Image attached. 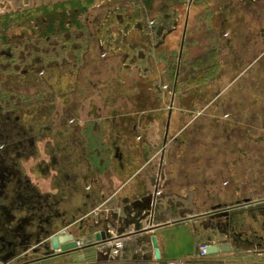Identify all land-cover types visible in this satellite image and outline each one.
Returning a JSON list of instances; mask_svg holds the SVG:
<instances>
[{"label":"crops","instance_id":"0c3cea01","mask_svg":"<svg viewBox=\"0 0 264 264\" xmlns=\"http://www.w3.org/2000/svg\"><path fill=\"white\" fill-rule=\"evenodd\" d=\"M196 1L58 2L62 4V23L68 27L63 31L68 67L83 65L88 54L96 61V54L92 50V45H95L92 43L93 27L88 22V12L82 11L87 5L88 11L95 13L101 9L111 11L97 21L99 32L96 35L107 52L108 62L120 54H127L128 59L123 66L138 69L141 74L158 71L159 76H162L163 71L173 70V64H162L163 55L170 54V51L171 54L178 52H174L177 55L174 63L176 80L172 86L174 99L178 94L181 72L204 74L206 70L208 73L217 62L222 67L217 74L209 77L195 102L190 99L194 102L192 114L177 118L178 127L170 139V149L166 153L168 157L164 150L161 151V160L157 164L158 173L161 170L162 179L165 183L171 181V186L165 195H153V200H156L155 205L152 202L151 209L148 197L152 190L144 170L153 164L150 158L157 152L151 151L150 144L145 141V133L141 134L142 130L138 126L139 121L146 119L143 115L148 111L141 110L136 115L137 131L129 135L130 141L135 144V151H126L122 146L124 156L127 159L129 157L130 161L135 160V164H130L125 158L122 160L116 156L111 139L104 132V124L101 128L96 126L94 131L87 125L106 119L110 97L101 96L106 82L99 84L94 101L82 103L78 110L79 124L86 129L83 135L87 140L86 157L92 166L90 177L97 180H86L84 188L98 196L104 194L93 215L96 222L101 213H104L105 218H110L108 234L111 241L98 248L92 261L81 260L80 252V261H74L76 264H115V260H109L107 254L118 242L124 245L121 248L125 252L122 261L127 264H264L260 258L243 261L228 259L231 256L229 252L205 258L197 256L199 244L223 242L228 234L214 222V225L210 224L208 218H200L201 213L212 208L211 205L243 200L245 196L256 199V194L264 192V140L259 138L263 134L262 127L248 124V120L259 121L264 116V17L251 20L217 16L222 5L237 7L240 0H201L200 4ZM215 4L218 5L214 7ZM72 12L81 21V26L68 17ZM75 25L79 31L77 34L71 33ZM182 27V33L186 30L183 40L179 36ZM137 30H141L142 35L136 34ZM169 33L173 37L178 35L174 48L167 46ZM132 35L134 37H130ZM101 69L98 67L99 74ZM219 73H222L220 78ZM218 81L224 84L221 86ZM245 82L250 83V88H244ZM233 85L241 86L237 93L240 103L236 114L233 113L235 111L223 116L208 114L206 109L218 102ZM200 104L205 107L201 109ZM198 108L201 110L197 111ZM248 110L250 117L246 116ZM199 120L202 121L199 122L202 127L194 126ZM184 139L187 143H184ZM201 153H207L208 157L204 159ZM214 154H218V157ZM43 183L46 185L48 181ZM244 186L251 187L252 194L244 193ZM158 191H163L162 186H158ZM65 192L68 191L64 189L62 181V196L69 197ZM180 201L185 204L180 205ZM84 234L85 231H82L80 235ZM153 234H156L159 243V259L155 256ZM120 263L118 260L116 264Z\"/></svg>","mask_w":264,"mask_h":264},{"label":"flooded vegetation","instance_id":"af4514ba","mask_svg":"<svg viewBox=\"0 0 264 264\" xmlns=\"http://www.w3.org/2000/svg\"><path fill=\"white\" fill-rule=\"evenodd\" d=\"M239 2L237 7L222 5L217 16L251 20L264 17V0ZM52 6L36 4L14 13L13 5L0 12V224L6 222L15 229L8 234L0 231V236H4L0 247H5L0 255L14 264H35L45 259L42 252L33 253V249L62 233L68 220L95 207L104 197L84 188L86 180H97L90 177L92 166L86 157L87 140L83 135L86 129L79 124L82 103L94 101L99 84L106 82L101 90V96L110 97L104 132L108 133L116 156L135 164V160L124 156L122 146L126 151H135L129 135L137 131L135 119L141 112L140 105L146 98L154 99L151 94L167 85L163 77L168 79L159 76L158 71L141 74L138 69L123 66L127 54L115 57V64L100 74L89 54L83 65L68 67L62 9H58V20L38 11L51 10ZM103 16L104 9L88 16L93 27L92 43L99 32L97 21ZM166 40L168 48L177 43L171 33ZM174 116L172 108L165 130L168 137L174 134ZM41 181H48L53 192L45 189ZM62 181L69 197L62 196ZM170 186L171 181L166 182L164 191ZM260 199H264V192L253 198ZM92 218L93 215L76 220L68 228L76 236L81 229L89 233L93 229ZM109 221L104 213L100 214V226ZM215 224L228 232L225 242L232 249L235 244L264 248V214L259 211L229 221L218 219Z\"/></svg>","mask_w":264,"mask_h":264},{"label":"rangeland","instance_id":"374dc122","mask_svg":"<svg viewBox=\"0 0 264 264\" xmlns=\"http://www.w3.org/2000/svg\"><path fill=\"white\" fill-rule=\"evenodd\" d=\"M59 1H62V0H0V12H3V13L6 12V10L9 9L10 7H13V5L15 6V10H11V11L15 13V11H22V10L24 11V9L32 8V7L36 6V4L51 3L53 5V8H51V10H48L46 8V9H39L38 11L44 12L43 13L44 16H51L52 18H54L53 20H58V14H57L58 9H62V4H58ZM196 2L198 4H200L201 0H197ZM7 6H9V8L6 9ZM88 8L89 7L87 5L84 8V10H82V11L88 12V16H90V14L92 13V10L88 11ZM107 11L108 10H105V14L108 13V15H109L110 11L109 12H107ZM106 16H107V14H106ZM68 17L70 19H72L75 22V24H77L78 26L82 25L81 21L76 19L77 17L75 15V13L72 12L71 14H69ZM75 27H76V25L73 27V29H71L72 30L71 33H73V34L79 33V31ZM67 29H68V27L64 26V24L62 23V33H63V31H65ZM83 29H84V27H83ZM182 30H183V27L180 29V33H179L180 38L182 36L181 35ZM83 31L84 30H82V32ZM85 31H86V29H85ZM176 37H178V35H176ZM176 37H173L174 41L176 40ZM62 38H63V36H62ZM73 38H74V36H73ZM173 48H174V45H173ZM171 52L172 51H170V54L163 55V61H162L163 65H168L169 63L170 64L176 63V60H177L176 56L177 55H174V52H175V54H178V52L176 53V51H174L172 54H171ZM220 66H221V63L217 62L215 64V67L213 66V70L212 71L210 70L211 72L207 73L205 70V73L201 74L199 76H197L198 74H192L188 71L181 72L180 73V80H179L180 84L177 87L178 94H177V96H175V99L173 97L174 96L173 92H171L172 89H170V86H173V83L176 80L175 72L173 75L169 76L170 80L165 81V77H163L164 84L167 82L166 83L168 85V86L166 85L167 88L165 85H161L160 89L158 88L159 91H156L157 94H155V93L151 94V96L154 98L153 101H151V106H148V108L144 107L142 110V111L146 110L148 112H146L143 115V118L145 117L146 119H144V120L142 119V121H139L138 126L140 128V131L142 130L141 134L144 135V133H145L144 138H145V141L147 140V143L150 144V147L152 148L151 151L157 152V153H155V155L152 158H150V159H152L153 164L150 165V168L148 167V170H144L145 174L148 176L149 188H150V190H152V191H150V194H151L150 197H148V199L150 201L149 202L150 203V209L152 207L153 195L155 194L154 189H156V185L158 184L159 173L157 170V166H158L157 164L161 160V158H160L161 157V151H163L165 149L164 153L166 154V153H168V151L170 149V143H171L170 139L172 136H169L167 138L166 146H164V144H165V130H166V125H167V121L169 118L168 117L169 110L173 108L174 115H175L174 119H176L177 122H178V120H177L178 117L186 118L189 114H192L194 106L192 104L193 101H191V100L194 99V102H195L198 95L201 94L200 90L208 82L209 77L214 75V74H217L222 69V67H220ZM167 73L168 72L163 71L162 76L167 75ZM221 75H222V73H219L218 78H220ZM192 78L193 79L196 78V79L193 81ZM169 81H171V82H169ZM218 82H219V84H221L220 81H218ZM223 84H221V86ZM148 97H150V96H148ZM172 100H174V101L172 102ZM189 104H191V106ZM200 105H201L200 106L201 109H203L205 107L204 104H200ZM201 109L198 108L197 111H200ZM189 111L191 113H189ZM103 124H104V121H102L101 123H96L95 121H93L92 123H89L87 125L90 129H93V131H94L96 129V126L99 125V127L101 128V127H103ZM177 127H178V125L176 124V122H173V124H172V132L173 133L177 129ZM261 130H262L263 134L259 138H260V140H264V127H262ZM154 136H156V137H154ZM141 140H144V139L141 138ZM260 144H262V143L260 142ZM151 156H152V154L150 153V157ZM166 156H167V154H166ZM166 160L169 161L168 158ZM160 177H161V179L159 181V187L162 186L163 191L159 192L158 195H165V191H164L165 182H164V179H162V174H160ZM149 181H151V182H149ZM41 183L45 187V189L51 190V186L49 184L44 185L43 181H41ZM251 187H254V185H252ZM251 187L247 188L246 186H244L243 192L247 193V194H249L248 192H250L252 194ZM51 192H53V190H51ZM260 194H262V193H260ZM179 204L184 205L185 202L180 201ZM174 205L175 204L173 203L172 206L175 207ZM253 226H256V224H253ZM82 231H85V230L81 229L79 231V234H81ZM79 234L77 236H79ZM227 243H228V241H227ZM117 246H119V245H117ZM122 246H124L123 243L121 245V248H123ZM121 248H118V253L115 255H113L114 254L113 252H109V254H107V257L109 258V260H111V261L115 260V264L118 262V260L121 262L120 264H127L126 261H122L123 255L125 252ZM230 253H231L230 254L231 256L228 259H231V260L237 259V260L243 261V260H249V259L255 260L257 258L264 260V248L259 249L255 246L251 247V248L250 247L247 248L246 246H241V245L235 244L234 245V251L232 249V251ZM69 258L70 259H68V260L58 261V262H54L52 264H76V263H74L73 258H71V257H69ZM225 261H227V259ZM106 262L108 263V260ZM7 264H14V263L9 261ZM108 264H113V262L108 263Z\"/></svg>","mask_w":264,"mask_h":264},{"label":"water","instance_id":"95a60500","mask_svg":"<svg viewBox=\"0 0 264 264\" xmlns=\"http://www.w3.org/2000/svg\"><path fill=\"white\" fill-rule=\"evenodd\" d=\"M94 43L95 45L94 47L92 45L93 47L92 50L94 54H96L94 56L96 62L98 64H102L103 62L107 63L106 62L107 52H105L103 46H101L100 38L95 37ZM167 138L168 135L166 133L164 146H166ZM163 159L164 156L162 157V161ZM160 174H161V170H160ZM159 181L160 178H158V184L155 190L156 194L158 193ZM259 195L260 193L256 194L257 197ZM155 200H153V205H155ZM259 201H264V199H260L256 202ZM253 203L255 202H253V198L251 197L244 198L243 200L237 199L229 202H220L219 204L211 205L212 208L204 211L199 216L200 218L208 217V219L210 220V224L214 225V223L218 219H224L226 221H229L230 218L242 216L245 214L252 215L253 212H257V211H259L261 214H264V204H259L257 206H251L250 208H246L248 205ZM95 207H90L87 211L80 212L78 216L74 218L72 221L68 220L64 224V229L62 230V233L51 236L48 242L46 243L44 242L45 243L44 245L41 244L42 245L41 247L33 249V253L42 252L44 256H46L45 259L36 261L35 264H52L54 262L60 261L61 259L67 258V256L72 257L75 262H79L80 258H78V256L80 252H81L80 256H82L81 260L92 261L93 258H95V255L97 253L96 251L98 250V248L103 247L106 241L111 240L108 234V224L106 223V225L100 226L99 221L96 222L95 221L96 219H94L93 214H95L94 212ZM92 215H93L92 227L93 229L98 228L96 232L94 233L89 232V233H85L84 235L76 236L74 232L68 228L69 225H71V223L75 222L76 220L81 221L86 217ZM0 231L1 232L3 231L8 234L10 232H15V229L11 228L10 224L5 222L0 224ZM2 239H4V236L1 237L0 240L2 241ZM152 242L154 246L155 256L157 259H159L161 255H160V248L156 234L152 235ZM4 250L5 247L4 245H2L0 247V253L4 252ZM231 250H232V246L225 242L222 244L210 243L207 247V252L210 255L231 252ZM8 262L9 259H7V257L0 255V264H7Z\"/></svg>","mask_w":264,"mask_h":264},{"label":"trees","instance_id":"16d2710c","mask_svg":"<svg viewBox=\"0 0 264 264\" xmlns=\"http://www.w3.org/2000/svg\"><path fill=\"white\" fill-rule=\"evenodd\" d=\"M104 14H105V10H104ZM136 34H138V35H142L141 34V30H137V32H136ZM130 37H134V35H132V36H130ZM168 44V43H167ZM94 47V46H93ZM92 47V48H93ZM115 59V58H114ZM96 62V61H95ZM107 63H105V62H103L102 64H98L97 62H96V65L99 67V68H102L101 70H104V69H108V67H110V66H112L113 64H115V62H114V60H111V62H108V61H106ZM111 63V64H110ZM176 64V63H175ZM106 66V67H105ZM174 64H173V70H171V71H168V73H167V75H165V76H167L168 77V79L167 80H170V75H173L174 74ZM208 70V69H207ZM193 74V73H192ZM199 75H201V73H198V75L197 76H199ZM234 75H237V73L236 74H234ZM197 78V77H196ZM196 78H192V80L194 81ZM237 84H240L239 82L237 83ZM245 85H243L244 86V88L245 87H247V88H250V83H248V82H245L244 83ZM242 86V87H243ZM240 87L241 86H237V85H233L232 87H230L217 101L218 102H216L215 104H213L212 106H210V107H208L206 110V112L208 113V114H213L214 116H223V115H225L226 113H228L229 111H231V112H233V111H235V112H233L234 113V115L236 114V112H237V107H238V105H239V103H240V101H238L239 99H238V96H237V93H238V91H239V89H240ZM152 101V100H151ZM151 101H150V99H145L144 100V102L142 103L143 105H140V106H142V108H141V110H143V108L145 107V108H148V106H151ZM224 103V104H223ZM136 107H139V105H136ZM215 107V108H214ZM235 108H236V110H235ZM244 108H246V107H244ZM133 109H135V107H133ZM213 109H216V110H213ZM232 109H234V110H232ZM228 110V111H227ZM246 116H248V117H250V112H249V110H248V112H246ZM264 116H262L261 118H260V120L259 121H256L255 119H252V120H248V124L249 125H251V126H257V127H264V118H263ZM201 119H203V118H201ZM200 119V120H201ZM198 121L197 123H195L194 124V126H199V127H202V125L200 126L199 125V122H202V121ZM204 120V122H205V119H203ZM185 134H187V132L185 131ZM186 139V138H185ZM184 139V143H187V140H185ZM175 142L177 143V141L175 140ZM201 155L204 157V159H206V157H208L207 156V153H201ZM215 156H217L218 157V154H214ZM205 171V170H204Z\"/></svg>","mask_w":264,"mask_h":264},{"label":"built area","instance_id":"2783aa9c","mask_svg":"<svg viewBox=\"0 0 264 264\" xmlns=\"http://www.w3.org/2000/svg\"><path fill=\"white\" fill-rule=\"evenodd\" d=\"M209 244L210 243H206V242L199 244L198 250H197V256L199 258H205V257H208L209 256V254L207 253V247H208ZM114 245H115L114 248L111 250V252L114 253L113 255H115V254L118 253V248H121L122 243L121 242H118V243H116ZM117 245H119V246H117Z\"/></svg>","mask_w":264,"mask_h":264},{"label":"bare ground","instance_id":"6f19581e","mask_svg":"<svg viewBox=\"0 0 264 264\" xmlns=\"http://www.w3.org/2000/svg\"><path fill=\"white\" fill-rule=\"evenodd\" d=\"M256 201H258V200H253V202H255V203H253V204H250V205H248L246 208H250L251 206H257V205H259V204H264V201H259V202H256ZM107 242V241H106ZM105 242V243H106ZM225 241H223L222 243H224ZM221 242H216V243H211V244H222ZM225 243H227V241L225 242ZM228 244H229V242H228ZM232 251V250H231ZM208 253V252H207ZM230 253V252H229ZM209 254V253H208ZM209 256H211L210 254H209Z\"/></svg>","mask_w":264,"mask_h":264}]
</instances>
